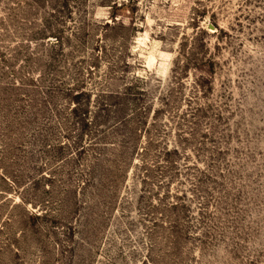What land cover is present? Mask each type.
Segmentation results:
<instances>
[{
  "label": "rangeland",
  "instance_id": "1",
  "mask_svg": "<svg viewBox=\"0 0 264 264\" xmlns=\"http://www.w3.org/2000/svg\"><path fill=\"white\" fill-rule=\"evenodd\" d=\"M0 264H264V0H0Z\"/></svg>",
  "mask_w": 264,
  "mask_h": 264
}]
</instances>
